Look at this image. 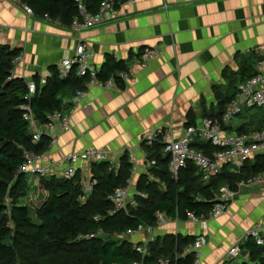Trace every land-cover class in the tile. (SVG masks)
<instances>
[{
  "label": "crops",
  "instance_id": "crops-1",
  "mask_svg": "<svg viewBox=\"0 0 264 264\" xmlns=\"http://www.w3.org/2000/svg\"><path fill=\"white\" fill-rule=\"evenodd\" d=\"M80 43L88 44L98 70L113 56L129 78L112 88L87 81L78 100L69 94L62 112L70 116V129L55 131L57 144L38 163H55L51 175L59 176L70 154L99 149L113 166L127 155L136 186L148 169L142 145L147 132L168 127L180 137L189 120L200 125L202 116L218 112L220 99L231 94L230 78L241 65L254 68L264 60V0H131L120 4L117 21L80 33L58 20L30 17L13 0H0V45L23 54L14 77L31 82L39 75L42 82L52 66L74 57ZM147 47L161 56L142 65L140 54ZM81 166L82 178H91L92 167ZM262 188L241 189L222 217L210 220L200 264H255L247 253L235 260L226 255L245 231L264 221V198L256 192ZM166 234L198 236L200 229L173 220L156 230L157 237ZM144 236L129 241L143 242Z\"/></svg>",
  "mask_w": 264,
  "mask_h": 264
},
{
  "label": "trees",
  "instance_id": "trees-1",
  "mask_svg": "<svg viewBox=\"0 0 264 264\" xmlns=\"http://www.w3.org/2000/svg\"><path fill=\"white\" fill-rule=\"evenodd\" d=\"M101 1L90 0L88 9L97 12ZM18 2L29 6L37 16L48 15L64 26H69L78 12L73 0ZM21 53L19 49L0 45V264L10 262L18 249L68 252L70 261L65 264H133L141 261L142 256L133 248L131 241L116 239L113 235L136 229L141 224L155 225L157 212L182 222L188 221L190 212L199 217H208L213 207L211 199L223 185L228 184L237 190L239 181L264 171V157L258 155L248 161L240 173L225 166L221 174L209 182L203 181L193 164H188L175 179L169 172V157L164 156L163 145L155 144L144 148L147 160L155 161V165L140 176L134 195L135 205L115 213H112L114 205L110 197L115 190L128 186L132 178L133 165L127 155L120 160L119 166L107 162L92 164L95 186L88 198L84 194L80 172L72 179L55 175L40 177L21 172L25 152L42 155L50 144V138L46 135L38 143L33 142L29 123L24 118L25 107L30 105L36 120L40 124H47L50 122L49 115L64 111L69 106L65 104L69 94L75 95L86 89L88 80L87 77H77L75 68L67 78L62 79L58 67L52 66L45 84H42L39 75L34 76L32 80L36 83V92L26 99L28 82L13 74L14 60ZM121 71H125L123 63L108 56L97 76L102 81L114 76L117 84L123 86L118 78ZM255 74L252 65L242 64L239 73L230 78L228 88L231 94L220 99L219 111L205 113L202 118L221 119L237 93L239 82ZM188 124L195 125L194 120H189ZM263 126L264 118L256 114L248 125L240 127L238 131H250ZM195 147L206 153L217 150L208 143H199ZM37 177L40 179L38 187L46 193V197L36 209L37 221H33L29 207L20 205L19 200L26 195L30 180L36 182ZM101 231L105 237L100 236ZM196 237L181 234L158 236L148 246L145 264H159L162 261L193 264L194 255L179 256L194 243ZM241 252L247 253L251 262L264 264V247L257 246L251 239L241 244ZM20 257L18 264H37L28 256ZM40 264L50 263L43 261Z\"/></svg>",
  "mask_w": 264,
  "mask_h": 264
},
{
  "label": "built area",
  "instance_id": "built-area-1",
  "mask_svg": "<svg viewBox=\"0 0 264 264\" xmlns=\"http://www.w3.org/2000/svg\"><path fill=\"white\" fill-rule=\"evenodd\" d=\"M19 3L18 0H13ZM77 6V14L73 17L69 27L76 33L89 31L104 25L113 23L118 19V8L121 0H102L97 12L93 13L88 9V2L90 0H73ZM23 11L30 17H37L34 10L29 6L21 5ZM44 18L52 21L51 17L45 15ZM262 50V49H261ZM260 51V49H257ZM161 56V53L152 48H145L140 54V61L142 65H146L148 61ZM92 53L89 50L87 43H80L76 47L75 55L72 59L62 62L58 65V70L62 79L67 78L71 71L75 68L74 74L79 78H88V83L96 85L100 88L119 87L117 79L113 76L106 81L98 78V69L91 64ZM23 62V54L18 55L14 60L15 68ZM264 68V60L256 63L254 69L256 74L246 79L237 87V93L232 101L227 105L226 110L222 116L221 121L214 119H203L200 125H190L185 128L184 133L180 137H176L173 131L168 127H160L157 130L147 132L142 138V145L144 148L152 147L155 144L163 145L164 156L169 157L168 169L172 176L177 179L180 172L187 168L188 164H193L202 175L204 182H209L213 177L221 174L225 166H230L232 171L240 173L246 163L254 160L256 156L262 155L264 157V126L261 128H252L250 131H238L233 133L228 127L234 117H246L242 126L248 125L252 115L250 112L253 109L264 108V74L261 69ZM15 70V69H14ZM119 81L125 82L129 78L126 71L118 73ZM46 80H42L45 84ZM36 83L34 81L28 82V95L26 99L32 97L36 92ZM84 93L78 92L76 100ZM25 120L29 123V128L33 137V142L38 143L43 135L49 136V147L57 144L58 138L55 131L61 127L63 130L70 129V116L64 115L62 111H56L49 115L50 122L47 124H40L30 105L25 107ZM199 143H208L213 149L210 153L199 150L195 145ZM24 163L20 167V171L24 173L35 174L40 177H48L52 174V166L39 165V161L43 159L42 155H36L33 152H25ZM112 161L107 152L99 149L90 148L79 154H70L65 160L66 168L60 173V177L72 179L79 170V167H92L94 163H103ZM149 166H154L155 161L147 160ZM81 166V167H82ZM134 173V170L132 171ZM132 173V174H133ZM129 185L119 188L111 195L110 199L114 205V211H125L129 205L134 206V196ZM264 184V171L247 179H243L237 183V189L242 188H256ZM83 190L86 197H88L94 189L95 182L93 176L82 180ZM238 193L232 189L230 185H223L219 191L211 199L213 207L207 216H197L193 212L188 214V221L199 225L200 234L196 237L193 244L185 248V251L179 257L187 255H194V263L200 264L202 257V250L207 245V234L209 231V222L215 218L221 217L229 208V204L235 199ZM206 200V199H203ZM157 220L155 225H139L136 229H129L122 234H115V238H129L135 235H145L143 242H132L133 248L142 256L141 261L133 264H145L144 257L148 254V246L153 243L156 238L157 228L162 227L166 222H172L174 219L168 217L165 213L157 212ZM178 221V220H176ZM103 232L101 231L100 235ZM246 240L251 239L259 247H264V221L257 222L246 233ZM241 255V247L233 246L227 252L228 260L238 259ZM159 264H171L169 261L160 262Z\"/></svg>",
  "mask_w": 264,
  "mask_h": 264
},
{
  "label": "rangeland",
  "instance_id": "rangeland-1",
  "mask_svg": "<svg viewBox=\"0 0 264 264\" xmlns=\"http://www.w3.org/2000/svg\"><path fill=\"white\" fill-rule=\"evenodd\" d=\"M239 84H241V83H239ZM218 106L214 109V111L217 110ZM211 113H213V112H211ZM250 113L252 115L258 114L261 119L264 118V108L263 109H253ZM222 116H221V119H222ZM215 119L217 121H221V119H217V118H215ZM244 120H246V117H244V116L234 117L233 120L230 122V124L228 126L230 128V131L233 132V133H236V130H239V128L242 125V123L244 122ZM150 167L151 166H149V168ZM148 169L146 168V170H145L144 173H146L148 171ZM39 180L40 179L38 177L36 178V182L31 179L30 180V183H29V189L27 190L26 195L24 197H21L20 200H19V204L20 205L29 207V209H30V217L32 218L33 221H37L36 209L41 205V203L44 201V199L46 197V193H44L43 190L38 187ZM136 185H137V183H136ZM130 187H131L130 190H132V193L131 194H133V196H134L137 193V189H136L137 186H134V182H132V184L130 185ZM242 189H244V188H242ZM240 190L241 189H237L236 192L239 193ZM256 192L261 196V198H264V188H262L259 191L256 190ZM9 203H10V201H9ZM230 205H231V203L229 204V206ZM263 206H264V204H263ZM219 218H215V219H219ZM262 218H264V214L262 215ZM165 222L168 223L167 220H165ZM189 223H191V224L199 227L198 224H194L192 222H189ZM248 231H250V229H248L247 231H245L244 237L241 240V242L240 243H236L233 246H239L240 245V247H241V244H243L244 241L246 240L245 237H246V233ZM103 235H104V233H102L100 236L101 237H105ZM109 237L110 236H107V238H109ZM115 237L116 236H113V238H115ZM118 239H121V240L122 239H128V240H130L131 237H129V238L123 237V238H118ZM202 252H203V250H202ZM21 255L28 256L29 258H32L33 261H35V263H37V264H40L43 261H47L50 264H65V263H68L70 261V254L68 252H64V251H55V252H52V253H48L47 251L39 252V251H35V250L18 249V250L15 251V254H14L13 259L10 262L6 263V264H18L20 262V260H21L20 259L21 258L20 257ZM190 255H192V254H190Z\"/></svg>",
  "mask_w": 264,
  "mask_h": 264
},
{
  "label": "water",
  "instance_id": "water-1",
  "mask_svg": "<svg viewBox=\"0 0 264 264\" xmlns=\"http://www.w3.org/2000/svg\"><path fill=\"white\" fill-rule=\"evenodd\" d=\"M129 1H131V0H121V3H122V4H126V3L129 2Z\"/></svg>",
  "mask_w": 264,
  "mask_h": 264
}]
</instances>
